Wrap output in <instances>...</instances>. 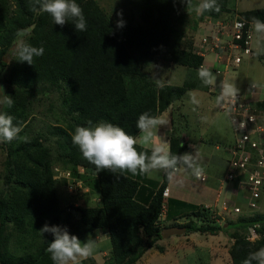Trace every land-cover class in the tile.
Here are the masks:
<instances>
[{
    "label": "trees",
    "instance_id": "trees-1",
    "mask_svg": "<svg viewBox=\"0 0 264 264\" xmlns=\"http://www.w3.org/2000/svg\"><path fill=\"white\" fill-rule=\"evenodd\" d=\"M229 1L216 0L220 12L205 11L200 17L233 18L237 11ZM76 2L83 10L86 31H77L71 21L63 27L56 25L47 13L33 12L30 0H0V63L8 66L5 95L14 101L11 108L5 105L3 112L13 116L14 124L21 128L16 139L2 142L8 190L0 195L1 264H53L46 251L53 237L40 229L45 223L60 226L63 221L65 210L58 186L65 184L67 190V180L56 177V163L81 178L85 188L94 186L99 193L101 204L76 208L82 228L108 233L112 247L104 264H136L152 247L163 252L164 247L157 242L163 238L164 225L175 218L170 210L162 217L164 192L170 182L165 174L149 201L143 202L138 197L142 188L139 175L95 168L83 158L71 137L77 126H87L89 120L109 122L138 136L140 114L159 116L198 86L209 91L210 85L194 80L181 85L160 84L143 72L141 60L148 62L162 51H170L173 61L193 71L203 65L204 57L194 50L192 42L183 39L184 33L176 24L182 16L179 0H141V21L129 20L123 27H117L98 0ZM238 14L250 21L253 17L264 21V7ZM29 28L26 42L42 46L44 54L35 57L33 65L18 62L16 56L5 63V54L12 51L17 40L16 33ZM47 86L61 92L64 118L69 120L66 127L55 126L56 154L40 135L27 142L20 139L32 114V99ZM257 105L264 109V98ZM169 148L174 155L184 154L187 143L171 136ZM79 166L86 168L85 173L79 172ZM197 209L195 218L171 225L186 226L187 234L229 232L234 239L229 249L232 264H242L250 252L264 247V213L220 223L211 219L212 208L201 205ZM164 219L168 220L165 224ZM254 224L261 225L263 234L261 239L250 241L248 228ZM14 238H20V243L13 251L10 243ZM83 264L99 263L93 256Z\"/></svg>",
    "mask_w": 264,
    "mask_h": 264
},
{
    "label": "rangeland",
    "instance_id": "rangeland-1",
    "mask_svg": "<svg viewBox=\"0 0 264 264\" xmlns=\"http://www.w3.org/2000/svg\"><path fill=\"white\" fill-rule=\"evenodd\" d=\"M98 2L108 12L109 16L116 24L118 19H122L124 25L129 20L141 21V0H98ZM200 2L201 0H190V5L188 7L187 4L182 3L181 0L178 2V11L182 16L177 19L176 24L184 33L183 39L187 42H192L195 51L200 37L205 35L208 31L204 24V18H201L200 14L195 11L196 6ZM229 6L237 11V13H235L236 15L241 11L264 7V0H230ZM30 33L31 29L24 37L25 42ZM254 33L255 36L252 45H255V43H262V52L264 53V38L255 31ZM16 42L13 44V47ZM256 53L257 54L250 57L246 56L241 66L229 70L225 77L224 75H218L211 71L216 77L213 83L216 87V93L213 94L210 92L212 86H209V91L199 88L198 86L195 89L189 90L183 98L174 102L163 112L161 117V119L166 122L162 127L169 139L171 136H179L183 139L184 136L182 135H187V137L190 138V143L203 145V150L206 151L204 155L206 159L202 156L201 160H198V162L205 169V174H209L212 179L217 181V183L219 182V184L222 182L224 187L216 203L219 208H217L218 210L213 209L214 215L211 216V219L217 222L219 221L220 223L235 221L241 216L264 213V190L258 198H254L247 188L240 189L238 196H234L232 194L234 184L231 183L233 181L228 182L224 180L230 162V155L227 147L235 143L237 133L235 132L230 116L221 111L216 102L223 81L234 83L239 89V92H244L243 87L247 84H256L258 86L257 95L260 96V98H264V55L261 54L260 51ZM14 57L15 55H13L12 51L5 54V58L8 59L5 63H10ZM205 60L207 62H213V55H208ZM141 62L143 72L160 84L169 83L181 85L186 80H194L199 84L203 83L198 77L197 71H193L173 61L170 51H162L156 58L148 62L141 60ZM7 69L8 66L4 67L0 63V100L3 99L8 88L6 82ZM45 88H48V86ZM31 102L33 103L32 114L28 120L29 122L25 124L22 137L27 136L30 138L40 135L43 139L48 141L56 154L57 135L54 131L55 126L61 124L66 127L69 122V120L66 121L64 118L65 112L62 107V94L57 88L50 86L46 91L39 92ZM4 107L5 104L0 103V112L4 111ZM157 133L158 132L155 131L156 143L159 144L160 135ZM168 138L161 137V139L167 142ZM200 140L204 141L199 142ZM137 148L140 151H147V149L143 150L139 145H137ZM216 157L220 159V163L219 161L216 162ZM211 158H213L212 161ZM4 162L5 152L2 149V142H0V195H4V192L8 190L5 183ZM55 167L65 169L60 163H56ZM181 171H183V165L181 166ZM163 174V171L155 170L151 175V181L149 182L151 190H155V187L162 181ZM177 177L181 178L182 183L178 182L174 184L176 189L180 187L184 188L189 184L191 188V184L193 185L196 182V178L190 173L185 174V172H181ZM194 179L195 182L193 181ZM59 184L58 191L61 205L65 210L63 213V221L60 226L67 227L69 233L76 235L82 242H86L89 235H91L92 238H96L91 231L85 230V228H82L78 224L77 220L79 218V213L75 203L78 202L82 207L99 204L96 201V198H98L97 196H99L98 191L93 188L94 186H88V189L85 188L78 191L76 195H69L65 184ZM227 199L232 200L231 204L239 206L242 210V212H235L233 207L230 208L231 214L235 217L234 219L228 217L226 214L217 213V211L222 210L223 202ZM189 202L190 203L185 200L177 202L174 199L165 197L164 208L166 209H164V212L166 213L167 210H170L169 214L175 216L170 222H185L195 217L194 211L195 209L198 210L197 208L201 207V205H191V201ZM251 202H254L255 206H251ZM178 212L185 214L176 215ZM66 219H68L67 222ZM167 222L168 220L165 221V219L162 221L163 224ZM185 235H187L186 232L185 234H174L170 237L159 239L157 244L163 246L164 251L161 252L156 247H152L136 264H232L229 251L222 246V243L232 238L229 232L220 233L218 235L197 233L195 240H204L207 237L209 242L203 241V244L196 247L195 251L189 250L188 247H178L177 251L187 249L184 257L178 259L175 255V248H173L172 245L176 244L174 241L180 239V237H185ZM18 240H20V238H14L10 243L11 250H17L18 243H20ZM220 241L223 242L219 244ZM111 247L112 244L109 237L102 238L99 241L97 251L94 255L99 264H104L106 262V259L110 256ZM104 251L106 253H104ZM189 251L191 253H189ZM215 252L217 253L214 255ZM107 263L109 264L108 261Z\"/></svg>",
    "mask_w": 264,
    "mask_h": 264
},
{
    "label": "clouds",
    "instance_id": "clouds-1",
    "mask_svg": "<svg viewBox=\"0 0 264 264\" xmlns=\"http://www.w3.org/2000/svg\"><path fill=\"white\" fill-rule=\"evenodd\" d=\"M30 2L33 12L47 13L56 25L63 27L71 21L77 31L82 32L87 29L83 10L76 0H30ZM173 2L175 3L176 0ZM181 2L186 3L187 7L190 5V0H181ZM212 10L220 12L216 0H201L195 9L198 14ZM251 24L257 34L264 36V21L253 17ZM123 26L124 21L118 19L117 27ZM29 31L30 29H21L16 33L17 42L12 52L18 62L33 65L34 58L44 54V48L25 42L24 37ZM197 74L205 85L213 84L216 79L213 73L203 65L197 70ZM238 92L239 89L234 83L223 81L220 94L217 96V104L233 102ZM0 103L11 108L14 101L11 96L5 95ZM13 121V116L0 112V142H11L18 137L21 128ZM165 123L160 117L144 112L139 115L136 122L139 135L133 136L121 126L105 121L93 123L89 120L87 126H77L71 138L83 158L97 169L112 173L128 172L132 175L148 174L159 170L164 172L169 181H175L179 173L185 172L190 173L197 180L202 179L205 169L196 156L189 152L174 155L170 148L165 146L166 143H156L154 130ZM20 139L24 142L28 141L27 136ZM138 144L150 148V154L147 151L138 150ZM181 165H183V171H181ZM40 232L50 233L53 237L46 249L53 264H83V261L95 255L99 241L107 236L97 232L96 238L89 235L86 242H82L76 235L70 234L67 227L49 226L47 223ZM254 262L264 264V247L250 252L242 264H254Z\"/></svg>",
    "mask_w": 264,
    "mask_h": 264
},
{
    "label": "built area",
    "instance_id": "built-area-1",
    "mask_svg": "<svg viewBox=\"0 0 264 264\" xmlns=\"http://www.w3.org/2000/svg\"><path fill=\"white\" fill-rule=\"evenodd\" d=\"M204 24L208 31L197 42L196 52L205 58L212 54V71L218 75H225L231 69L241 66L244 58L254 54L253 39L255 36L251 21L236 14L233 18L205 17ZM224 79V78H223ZM258 86L250 84L244 92H238L231 103L218 104L221 111L227 113L233 123L237 138L227 150L230 155L229 168L225 181L237 182L241 188H247L254 198L261 196L264 190V109L258 107L260 98L257 97ZM220 94V92H219ZM56 177L67 180V191L74 195L85 189L84 181L75 178L72 171L55 167ZM86 168L79 166V172L85 173ZM202 181L207 180L204 174ZM169 196V189L164 197ZM232 200H225L223 207L228 211L231 207L235 212L241 208L231 204ZM255 206L254 202L250 203ZM260 224L248 228L247 239L256 241L262 238Z\"/></svg>",
    "mask_w": 264,
    "mask_h": 264
},
{
    "label": "crops",
    "instance_id": "crops-1",
    "mask_svg": "<svg viewBox=\"0 0 264 264\" xmlns=\"http://www.w3.org/2000/svg\"><path fill=\"white\" fill-rule=\"evenodd\" d=\"M262 38H264V36ZM262 50H263L262 43L261 44L255 43V45H253V51H254L253 55L257 54L256 52L259 53V51H260L261 54L264 55ZM253 55H250V56H253ZM250 56H247V57H250ZM205 63H206L205 67H207L210 71H212L211 62H207L205 60ZM248 85L249 84H247L246 86L243 87L244 91L246 90ZM210 86H212L210 88V92H212L213 94L216 93V87L213 84H211ZM257 97L260 98V96H258V95H257ZM162 114L157 116V117L161 118ZM154 131H157L158 132L157 134L160 135V142L159 143H166V145L169 147V140L170 139L168 138L167 133H165V130H163V127L160 126L157 129H155ZM182 136H184L183 139H185V142L187 143V148L185 150V153L186 152L192 153L194 156H196L197 160H201L202 156L204 157L205 152H206L205 150H203V148H204L203 145H201V144H197L196 145V144L190 143V138H188L187 135H182ZM161 137L168 138V142L166 140H164V139H161ZM202 141H204V140H200L199 142H202ZM139 147H142L143 150L147 149V152H149V154H150V148L144 147V146H141V145H139ZM217 148H218V146H217ZM204 158L206 159V157H204ZM212 160H213V158H211V161ZM217 161H219V163H220V159L218 157H216V162ZM154 172H155V170L150 172V173H148V174H138L139 177L142 178L141 179V181H142L141 187L142 188H140V190H139L138 197L143 202L149 201V199L151 198L152 194L155 192V190H151V188H150L151 186L149 185V182L151 181V177H152L151 175ZM206 175H207V180L206 181H202L201 179H199V180L196 179V182H195V179H194L193 181L195 182V184H193V185L191 184V186H192L191 188H190V184H189V185H186L184 188L180 187L179 189H176L174 187V184H176L178 182L182 183L181 178L177 177L175 181H170L169 185L167 187L169 189V196L167 198L174 199L177 202H181V201L185 200L188 203H190L189 201H191V204H197V205L200 204L202 206L218 210L217 208H219V207L217 206L216 203L218 202L219 197L221 196V194L223 192V188H224L223 187V183L221 182L219 184V182L217 183V181H214L209 174H206ZM158 181H161V180H158ZM231 183L234 184V188L232 190V194L234 196H238L239 190L242 189L241 185H239L237 182H231ZM87 187L88 186H86V189H88ZM155 189H156V187H155ZM97 197H98V198H96L97 203L101 204L100 196H97ZM227 200H230V199H227ZM99 204H97V205H99ZM78 205H79V203L76 202L75 206H78ZM182 212H179V213H182ZM241 212H242V210H241ZM217 213L218 214H226L228 217L233 218V219L235 218L231 214V209L229 211H225L224 209H222V210L217 211ZM162 217L163 218L166 217V213L165 212L163 213ZM178 223H183V222H178ZM164 226L171 227V226H175V225H171V222H168ZM166 227H164V228H166ZM97 232L101 233L102 235H107L106 237H109L108 233L106 231H104V230H94V231H92V234H94L95 237H96ZM197 233H199V232H193V233L187 234V235H185V237H180V239H177L176 241H174L176 244L172 245V247L175 248V255L177 256L178 259H182V257H184V255H185V251L187 250V249H183V250L177 251L178 247H182V248L188 247L189 250L195 251L196 247H199V246H201L203 244V241L204 242H209L207 237L204 240H199V241L195 240ZM220 233L223 234L224 232H220ZM183 234H185V233H183ZM200 234H203V233H200ZM205 235H209V234L206 233ZM106 237H104V238H106ZM221 242H223V241H220L219 244ZM233 242H234L233 238L227 239V241H225V243H222L223 244L222 246L224 247V249H227V251H229V249H230V247H231ZM149 250L147 252H149ZM104 253H106V252L104 251ZM189 253H191V252L189 251ZM216 253L217 252H215L214 255ZM143 256H142V258H143ZM231 263H232V260H231Z\"/></svg>",
    "mask_w": 264,
    "mask_h": 264
},
{
    "label": "water",
    "instance_id": "water-1",
    "mask_svg": "<svg viewBox=\"0 0 264 264\" xmlns=\"http://www.w3.org/2000/svg\"><path fill=\"white\" fill-rule=\"evenodd\" d=\"M7 60H8L7 58L4 59V61H7ZM186 230H187L186 226L175 225L171 227H166L162 230V236L164 238H167L174 234H183L186 232ZM0 264H1V260H0Z\"/></svg>",
    "mask_w": 264,
    "mask_h": 264
}]
</instances>
